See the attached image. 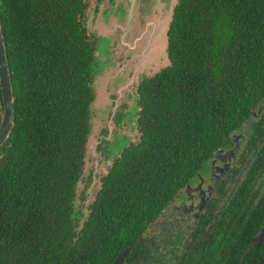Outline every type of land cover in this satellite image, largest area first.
Wrapping results in <instances>:
<instances>
[{"label":"trees","instance_id":"trees-1","mask_svg":"<svg viewBox=\"0 0 264 264\" xmlns=\"http://www.w3.org/2000/svg\"><path fill=\"white\" fill-rule=\"evenodd\" d=\"M87 7L0 0L16 109L0 149V264L112 263L264 97V0H180L168 32L172 64L138 87L140 139L125 148L130 138L112 118L106 138L124 147L105 175L96 151L98 187L80 214L96 53ZM2 106L0 88V120ZM261 253L231 254L229 264H255Z\"/></svg>","mask_w":264,"mask_h":264},{"label":"flooded vegetation","instance_id":"flooded-vegetation-1","mask_svg":"<svg viewBox=\"0 0 264 264\" xmlns=\"http://www.w3.org/2000/svg\"><path fill=\"white\" fill-rule=\"evenodd\" d=\"M85 1L90 10V1ZM243 116L238 125L226 128L218 138L219 144L170 197L146 234L118 255L128 250L122 264H229L231 254L253 253L252 259L264 250V242L259 247L253 245L264 222V97ZM123 119V113L118 111L115 120L122 132ZM134 126L136 136L128 140L125 148L138 143L143 132L137 122ZM108 132L103 130L98 143V152L105 158L104 164L100 162L104 175L114 161L108 157ZM85 208L78 212L83 214ZM149 234L153 235L150 239L145 237ZM246 234L253 235L250 241L245 239ZM261 254L255 264L264 256Z\"/></svg>","mask_w":264,"mask_h":264},{"label":"rangeland","instance_id":"rangeland-1","mask_svg":"<svg viewBox=\"0 0 264 264\" xmlns=\"http://www.w3.org/2000/svg\"><path fill=\"white\" fill-rule=\"evenodd\" d=\"M89 1L91 8L87 16V29L89 33L95 37L97 43V50L93 59L94 77L92 79V84L94 85L96 100H99L101 90L107 87L106 90L109 91L108 87H115L110 92H116L126 84V77H123V75H129L130 73V71L126 69V61L124 58H120L119 55V53L122 55L123 51L122 48H120L122 42L119 32L126 30L124 28L126 27V24H128V19L130 18L131 0ZM135 8L134 19L138 22L137 26L133 27L135 32L136 30L139 31L141 27L146 28V26L150 25L153 21L157 22V20L160 21L165 17L166 21L169 20L172 9L171 0H138ZM112 24L118 31H111L112 33L110 34L108 30ZM161 30L162 28L157 34V41L155 42L156 50H152V55L146 60V62H148L147 67L149 68V66H151L150 71L147 70L149 71L148 75H152L160 69L165 61H168L169 63L167 51L164 47L167 42L166 31L161 33ZM162 38H165L163 43L161 42ZM104 75L105 77L103 78ZM121 81L125 83L120 84ZM135 86L136 85L133 86L134 88L128 87L129 89L127 88L128 90L126 89V92L123 91L124 94L121 98L117 97V95H110L111 99L114 101H116L117 98L119 99V108L124 115L123 120L127 123L124 125L122 122V125L125 126V130L123 131L134 133V136H136V132H132V129L135 127L134 125L137 122L136 118L139 112L137 88ZM98 110L99 107L94 109L91 116V139L89 140V148L87 151L90 150V146L91 151H98V143L102 136L101 133L106 129L105 123H103L104 121L100 120L101 113H98ZM109 118L110 117L105 118V120H108ZM100 125H103L101 131ZM129 128L130 130H128ZM127 137L129 136L127 135ZM108 141L109 144L113 142L110 139H108ZM120 146L121 145H110L108 153L110 160L119 154L122 149ZM96 161H99V158L95 155L93 156L92 152L90 157H88V163L86 162L87 165L84 170V176L77 187L75 203L79 209L86 207L83 209V212H87V209L92 203L93 195L95 194L94 190L92 192L90 191L93 184H91L89 188L87 187L90 175L94 169L96 170V167H94ZM102 161H105V158L102 157Z\"/></svg>","mask_w":264,"mask_h":264},{"label":"water","instance_id":"water-1","mask_svg":"<svg viewBox=\"0 0 264 264\" xmlns=\"http://www.w3.org/2000/svg\"><path fill=\"white\" fill-rule=\"evenodd\" d=\"M138 0H131L130 3V18L128 19V24H126L125 31H121L120 38H121V46L122 48V55L119 53L120 58H124L126 61V69L130 71L129 75L124 74L123 77H126V84L123 85L121 88H119L116 92H110L115 87H108L109 91L104 88L100 92V98L99 100H96V94L94 92V85L91 83L90 87L94 94V98L89 106V118H88V127H89V134L87 136V142H86V150H85V160H84V166H83V173L80 178V180L77 183L76 186V193H77V187L80 184V181L83 178L84 170L86 169V162L88 163V157H90L91 153L93 152V156H98V153L96 151H87L89 148V140L91 139V116L93 114L94 109H97L99 107L98 113H101L100 120L104 121L105 127L109 130V134H113L114 128H115V122L112 119L116 116V113L120 111L119 108V99L117 98L116 101L111 99L112 95H117V97L121 98V96L124 94L123 91H125L128 87H132L136 85L135 87L138 88L140 83L145 80L149 79L153 76H155L157 73L162 71L163 69L169 67L172 64V61L169 56V30L174 18L175 9L177 5L179 4L180 0H171V15L169 20L166 21V17L160 21L157 20V22L153 21L150 23V25H147L146 28H142L136 32L133 30L135 26H137L138 22L135 21L134 15H135V7ZM88 16V13H87ZM87 16H86V22H87ZM152 24V25H151ZM87 27V23H86ZM162 28L161 33H164L166 31L167 36V42L164 46L167 51V56L169 58L168 61H165L163 66L158 69L155 73L152 75H148L150 71V67H147L146 60L152 55V50H154L156 47L155 42L157 41V34L159 33V30ZM137 29V27H136ZM116 27L112 24L109 27L108 32L111 34V31H116ZM118 31V30H117ZM93 36V35H92ZM94 37V36H93ZM165 37V35H164ZM95 39V37H94ZM165 38L161 39V42H164ZM96 42V40H95ZM161 48V44H160ZM164 49V48H163ZM96 50H97V43H96ZM156 50V49H155ZM154 50V51H155ZM150 53V54H149ZM168 63V64H167ZM149 70V71H147ZM91 72H92V79L94 77V69H93V62L91 66ZM130 76V77H129ZM105 75L103 76V78ZM125 82L121 81L120 84H124ZM0 88L2 92V98H3V106L1 110V120H0V149L5 144L7 139L10 137L12 130L15 126V120H16V109H15V96H14V88H13V82L11 77V70L9 66V60H8V53H7V47L5 44V36L3 33V27H2V20L0 15ZM128 88V89H129ZM127 89V90H128ZM106 90V91H105ZM126 90V91H127ZM125 91V92H126ZM123 92V93H122ZM111 95V96H110ZM138 99L139 95L137 94ZM115 103V105H114ZM111 117L109 120H105V118ZM138 119V116L137 118ZM123 124H127L125 120H123ZM103 129V125H100V131ZM130 130V128L128 129ZM126 134L131 138L134 136V133L126 132ZM87 156V157H86ZM94 167H98L97 162L94 163ZM98 186H95L94 188L90 190L91 192L97 189ZM94 196L92 198V202L94 200ZM264 242V222L260 229L257 231L254 239H253V245L255 247H259ZM128 253V250L125 251L123 254L117 257V259L111 263V264H122L124 262V259L126 257V254ZM256 264H264V256L256 263Z\"/></svg>","mask_w":264,"mask_h":264}]
</instances>
